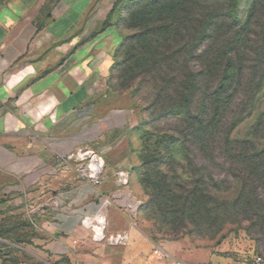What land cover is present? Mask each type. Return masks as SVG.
<instances>
[{
	"label": "crops",
	"instance_id": "0c3cea01",
	"mask_svg": "<svg viewBox=\"0 0 264 264\" xmlns=\"http://www.w3.org/2000/svg\"><path fill=\"white\" fill-rule=\"evenodd\" d=\"M111 6L112 0H0V264L179 259L176 246L136 225L128 215L136 201L118 183L129 141L124 123L112 126L103 105L117 41L105 31L94 35ZM79 148L103 160L100 184L68 158ZM98 216L105 220L102 240L93 231ZM118 233L126 240L110 243Z\"/></svg>",
	"mask_w": 264,
	"mask_h": 264
},
{
	"label": "rangeland",
	"instance_id": "374dc122",
	"mask_svg": "<svg viewBox=\"0 0 264 264\" xmlns=\"http://www.w3.org/2000/svg\"><path fill=\"white\" fill-rule=\"evenodd\" d=\"M201 2L208 9L215 4L231 8L240 24L246 18L251 0ZM114 3L116 6L112 8ZM137 3L138 0H112L108 18L106 16L103 26L94 33L102 35L105 31V35L112 34L117 41L109 69L110 92L103 105L112 126L124 123L129 141V156L124 169L120 170L128 175L127 184L121 186H126L136 201L134 211H128V215L150 237L176 246L174 255L190 264H211V261L221 264L219 260L226 262L235 258L237 261L238 257L243 259L251 252H258L264 258L261 225L252 226L253 220L244 219L236 211L241 202L238 198L240 180L230 176L225 169L213 167L215 161H223L216 153L196 156V166L186 156L190 129L184 122L190 117L185 114L190 110L195 115L202 98L213 95L216 88L207 94L199 90L193 94L187 91L182 94L180 90L184 101H174L172 98L181 96L180 93L173 96L176 95L177 82L187 80L182 76L178 78L171 64L176 58L181 62L185 60L182 55L185 49L190 45L199 49L203 41L197 36L191 40L193 36L187 33L177 45L174 41L170 43L175 47L162 39L156 43L149 42L147 45L152 47L148 50L158 51L160 56L151 60L146 50V58L151 60L148 66L156 65L150 71L142 66L136 68L141 58L138 55L144 53L140 36L145 30H137L128 24L129 12ZM197 62V58L193 60L194 69ZM197 79L199 81L200 78ZM242 100L234 101L235 109L230 113L231 119L223 134H228L231 140H260L264 146V136L256 137L260 133L256 134L253 129L264 114V76L254 95L245 102ZM175 102L180 108L172 110L171 105ZM226 161L224 165L228 164ZM155 166H159L161 173L150 176L158 172L153 169ZM204 206L211 211L207 220L186 213L188 209L191 212L205 209ZM256 237L261 241L257 242Z\"/></svg>",
	"mask_w": 264,
	"mask_h": 264
},
{
	"label": "trees",
	"instance_id": "16d2710c",
	"mask_svg": "<svg viewBox=\"0 0 264 264\" xmlns=\"http://www.w3.org/2000/svg\"><path fill=\"white\" fill-rule=\"evenodd\" d=\"M115 3L112 8L116 6ZM129 18V27L145 30L140 36L144 53L138 55L141 58L138 59L136 68L142 66L150 71L156 65L152 63L148 66L154 56H160L158 51L148 50L152 47L147 45L149 42L156 43L162 39L169 44L174 41L177 45L187 33L193 36L191 40H195L197 36L198 40L203 41V46L199 49L194 45L185 49L182 53L185 60L181 62L176 58L171 64L178 78L182 76L187 80L177 82L174 89L176 95L173 96H178L180 90L182 94L184 91L193 94L198 90L207 94L213 87L216 88L212 91L213 95L202 98L195 115L189 109V113L185 114L190 117L184 122L190 129V138L185 146L186 156L193 166H196V156L215 153L221 156L223 161H215L213 167L227 170L230 176L241 182L238 192L241 202L236 211L244 219L253 220L252 226L260 224V232H263L264 204L261 203H264V146L260 140H231L228 134L223 133L225 125L231 119L234 101L238 98L243 99L242 102L247 101L262 83L264 0H251L246 18L240 24L231 8L215 4L208 9L201 0H138L137 5L129 12ZM146 50L150 54V61L146 58ZM195 57L199 61L196 70L193 63ZM197 78H200L199 81ZM182 94L171 98L183 102ZM179 108L180 105L176 102L171 105L172 110ZM253 129L256 134L260 133L256 137L264 136V114ZM225 161L227 165H224ZM153 169L158 172H153L150 176L161 173L159 166ZM186 213L202 217V220H207L211 215V211L206 208L196 212L188 209ZM258 238L256 237L257 242L261 241Z\"/></svg>",
	"mask_w": 264,
	"mask_h": 264
},
{
	"label": "built area",
	"instance_id": "2783aa9c",
	"mask_svg": "<svg viewBox=\"0 0 264 264\" xmlns=\"http://www.w3.org/2000/svg\"><path fill=\"white\" fill-rule=\"evenodd\" d=\"M69 159H75L80 164V173L83 177L89 179L95 185L100 184L102 181V172L103 165L99 163V159L91 150L87 148H79L75 152L68 155ZM128 182L127 173L120 172L118 174V183L119 185H126ZM99 218V219H98ZM97 223L93 225V231L97 239H104V227L105 223H102L104 218L102 216H98L96 218ZM105 222V220H104ZM104 224V225H103ZM126 240V235L122 233H118L114 238L109 240L110 243H122ZM154 254L160 256L161 258H168V254L160 249H155L153 251ZM237 264H264V258L261 254L251 253L247 257L241 259L238 257ZM165 264H190L180 259L168 258L165 261Z\"/></svg>",
	"mask_w": 264,
	"mask_h": 264
},
{
	"label": "bare ground",
	"instance_id": "6f19581e",
	"mask_svg": "<svg viewBox=\"0 0 264 264\" xmlns=\"http://www.w3.org/2000/svg\"><path fill=\"white\" fill-rule=\"evenodd\" d=\"M99 163H100L101 165H103V160H100V159H99ZM98 219H99V218H98ZM102 223H105L104 220L102 221ZM103 225H104V224H103Z\"/></svg>",
	"mask_w": 264,
	"mask_h": 264
}]
</instances>
